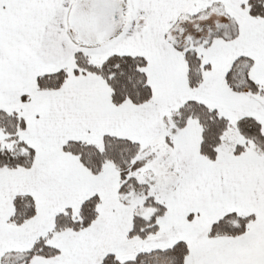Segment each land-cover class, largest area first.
<instances>
[{"label":"snow or ice","instance_id":"snow-or-ice-1","mask_svg":"<svg viewBox=\"0 0 264 264\" xmlns=\"http://www.w3.org/2000/svg\"><path fill=\"white\" fill-rule=\"evenodd\" d=\"M0 264H264V0H0Z\"/></svg>","mask_w":264,"mask_h":264}]
</instances>
